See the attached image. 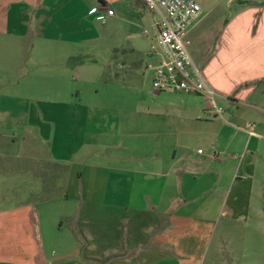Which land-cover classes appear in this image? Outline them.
I'll list each match as a JSON object with an SVG mask.
<instances>
[{"label": "crops", "instance_id": "crops-1", "mask_svg": "<svg viewBox=\"0 0 264 264\" xmlns=\"http://www.w3.org/2000/svg\"><path fill=\"white\" fill-rule=\"evenodd\" d=\"M238 2L246 7L217 31L212 56L201 43L210 28L204 15L187 35L189 52L207 82L236 110L239 105H264V21L255 26L241 20L247 13L264 17V0ZM154 16L142 0H0V189L29 190L31 198L34 190L42 195L75 187L76 208L59 213L61 227L66 220L75 240L61 263L181 264L170 256L176 254L173 231L187 234L192 226L210 222L205 215L188 213L190 196L238 176L242 166L230 153L238 135L263 136L264 118L258 125L234 117L233 111L231 119L213 118L204 107L190 106L184 97L191 95L157 93L153 87L141 98L129 93V77L139 71L128 72L132 60L118 59L114 52L122 47L132 59L143 58L152 77L150 67L161 60ZM146 18L153 33L144 30V39L140 32ZM104 21L116 29L110 30L113 38L107 43L114 71L99 67L89 50L97 41L96 24ZM5 47L9 56L2 54ZM36 51L40 65L53 68L50 63L55 62L56 70L33 75ZM78 80L82 90L75 97ZM258 126L260 133L254 130ZM230 131L232 139L225 145L220 139ZM198 140L217 146L204 162L190 152ZM39 146L47 152L41 153ZM19 160L27 171L16 169ZM16 197L10 208L0 211L2 237H30L33 224L36 228L35 221H40L27 195ZM62 197L69 202L68 194ZM5 261L12 260L0 263Z\"/></svg>", "mask_w": 264, "mask_h": 264}, {"label": "rangeland", "instance_id": "rangeland-1", "mask_svg": "<svg viewBox=\"0 0 264 264\" xmlns=\"http://www.w3.org/2000/svg\"><path fill=\"white\" fill-rule=\"evenodd\" d=\"M196 1L202 8V15L205 17L204 25H207V28L210 27L207 29L201 43L204 45L203 48H205L207 56H212L217 51L216 48L218 46L215 37L217 31L225 25L226 21L234 19L238 12L245 9L246 6L240 7L238 0ZM242 17L241 20L255 22V26L264 21V17L259 12L254 14L247 13ZM154 18L157 20V16H154ZM111 29L114 32L116 30L114 27L110 28V25H106L105 21L97 23L93 35V40L97 39V41L89 45L92 58L97 60L99 67L105 65L107 71L116 69V64L108 61L107 57V43L113 38ZM144 30H147L149 34L153 33L147 18L144 21V29L140 32V36L145 39ZM190 50L193 52L195 49L190 46ZM114 53L118 59L126 56L128 60H132L128 62V72L139 71L136 77H129V81L133 82V85H128L129 93L134 91L141 98L143 94L151 92L154 88L152 86V77L143 63L144 59L136 56L132 59V53L124 51L122 47ZM2 54L9 56L8 47L4 48ZM38 54H40L38 51L35 52V55L33 54V61L30 66L33 75H38L40 72L53 68V70H56L58 65L55 62L50 63L53 64V68L40 65L41 58ZM80 57L81 59L85 58L83 56ZM143 73H145V76L142 75ZM135 88L140 91H135ZM73 90L75 97L77 96V91L82 90L79 80L77 83L75 82ZM156 91L157 93H163L157 89ZM169 92L166 91L164 93L168 94ZM173 98L175 99L176 97ZM184 99L191 104L190 106L199 110L206 106L204 100L198 96H185ZM221 102L226 111L223 117L231 119L233 117L231 112L233 111L234 117H240V119L246 120L247 123L254 124L256 122L257 125L263 123L260 119L264 118V105H250L249 107L247 105H239V109L236 110L227 97H224ZM253 106L257 107V109L253 110L251 108ZM245 129L249 130L251 128L246 126ZM254 130L261 132L259 126ZM262 134V138L251 139L249 136L241 134L234 139L237 147L233 148L230 153L237 155L238 161L236 163L242 166L238 176L231 179L228 178L226 181L224 180V182L214 185L212 189L200 192L195 191L197 193L194 192L190 196L192 197L191 204L185 206L188 213L194 217L200 214H202L201 216L205 215L204 218L210 219V222L201 228L192 226L187 234H181L178 229V231H173L170 236L176 252V254H170L171 257H174L173 261L181 264H232L230 260L232 257L234 259L233 264H264V132ZM232 136L233 134L230 131L228 135L220 140L226 145L230 142ZM190 147V152L199 157L201 161L207 160L214 155L217 149L215 142L199 140L193 141ZM39 151L44 154L47 152L41 146H39ZM203 151L206 152V156L202 155ZM221 157L225 159L226 155H221ZM13 162L15 161H10V164L12 165ZM14 166L16 169L24 168L23 170L27 171V166H25L23 160L17 161ZM0 167H3V165H0ZM33 167L30 166V170ZM221 171L223 175L226 174L224 168ZM221 171L218 170L220 173ZM212 172L216 173L217 170H212ZM207 177L206 175L201 178L205 181ZM16 191L7 188L0 189V203L6 202L4 207L0 205V211L2 208H10L12 197L17 195L16 198L22 200V196L26 197L27 195L26 201L32 202L40 221H35L36 228L33 224L30 237L16 236L8 238L7 236L2 237L0 234V262L5 259L13 261H5L0 264H65L61 263L63 262L62 258L65 252H71L74 249L75 240L69 233L70 230H68L69 227L66 220H63L64 227H61L62 219L59 217V213L62 211L71 212L76 208L74 200L78 197V191L73 186L69 190H65L62 187L60 190H45L42 195H38L39 191L34 190L31 191L33 192L31 198H28L30 197L28 195L29 190ZM98 192L101 193L102 191ZM67 194L70 199L68 203H65L62 196ZM40 197L49 199L42 202L39 199ZM197 202L202 203V205L199 206ZM176 208L178 209V207ZM45 222L47 223L45 224ZM39 227L42 232L39 231ZM28 249L31 250V253L28 252Z\"/></svg>", "mask_w": 264, "mask_h": 264}, {"label": "built area", "instance_id": "built-area-1", "mask_svg": "<svg viewBox=\"0 0 264 264\" xmlns=\"http://www.w3.org/2000/svg\"><path fill=\"white\" fill-rule=\"evenodd\" d=\"M142 2L147 12L157 16L155 27L161 60L150 67L153 87L160 92L201 97L206 105L204 112L213 118H222L226 113L221 105L224 96L209 85L188 48V32L203 14L200 4L196 0ZM108 15H113V11L109 10Z\"/></svg>", "mask_w": 264, "mask_h": 264}, {"label": "trees", "instance_id": "trees-1", "mask_svg": "<svg viewBox=\"0 0 264 264\" xmlns=\"http://www.w3.org/2000/svg\"><path fill=\"white\" fill-rule=\"evenodd\" d=\"M242 4L251 5L252 3H250V2H243Z\"/></svg>", "mask_w": 264, "mask_h": 264}]
</instances>
